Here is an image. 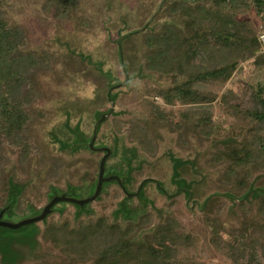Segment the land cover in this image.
<instances>
[{"label":"rangeland","instance_id":"obj_1","mask_svg":"<svg viewBox=\"0 0 264 264\" xmlns=\"http://www.w3.org/2000/svg\"><path fill=\"white\" fill-rule=\"evenodd\" d=\"M164 1L81 0L78 11H74L63 20L43 11V3L32 4L25 1L21 4L27 7L26 11H18L14 16L17 22L22 24L23 33L25 32L26 51L34 56L44 55L48 65L45 67L43 64L37 69H23L24 83L17 90V94L20 95L28 93L27 108L34 121L29 131L31 138L28 150H33V153L22 152V146H14L15 134L7 135L8 130L0 129V205L1 208H5L15 198L17 202L15 210L18 214H21L28 200L44 208L52 194V190L48 191L50 189L48 182L55 184L61 189L60 191L64 190V193H75L80 199L93 192H89L88 189L96 181L95 178H98L99 182L100 161H103L107 154L98 155V158L80 148L86 146L85 140L91 138L97 112L108 110L111 106L106 98L108 88L125 79L118 41L122 36L138 31L122 41V51L131 74L133 88L131 91L124 89L118 94L117 113L119 114L101 126L99 136L110 146L106 150H111L112 154L114 149L111 144L120 141L121 145L123 143L128 146L134 145L142 151V155H145L147 163L141 172H135L131 176L130 188H138L141 181L148 177L161 182L163 190L153 181H148L143 186L142 203L147 207L153 222L158 223L164 216L170 215V218L180 222L178 234L189 235L187 245L190 247L185 245L186 247H180L177 252L180 264H241L237 254H229L227 251L226 240L230 238L229 232L239 228L243 223L244 211L237 205L238 199L235 201L225 195L227 185H223L220 181L221 168L217 163L210 162L211 157L206 160L209 151H214L219 141L215 136L205 142H201L200 137L194 134L183 136V132L178 131L181 128L179 113L191 104H183L180 101L170 104L157 92L167 90L169 82L162 79L159 74L156 75L158 71L154 69L150 57L155 50L152 44L165 28L172 26L181 28L178 25L180 16L167 12L168 4ZM185 1L187 4L193 3V0ZM199 2L207 7L215 6L214 0H199ZM225 12L227 14L231 9L226 7ZM255 15L251 13L239 16V20L258 37L259 41L261 37L264 43V12ZM81 19H84V24H80ZM263 53L264 46L261 45L260 49L254 50L247 60L240 63L231 80L225 82L223 86L211 82L205 86L206 89L218 96L226 89H234L242 94L244 101L249 105L264 101V66L257 67L254 63L256 57ZM232 58L237 60V54L234 53ZM148 74L152 76L148 77ZM8 93V84H0V97ZM149 102L155 103L164 110L175 112L174 129L177 130L170 132L171 128H161L160 136L158 137V134L153 136L155 147L151 152L149 142L141 141L144 140L141 129L139 134L135 131L137 123L141 125L144 122L142 128L153 126L149 120ZM215 102H212L215 109L213 121L217 125L222 124L219 130L222 136L220 141L227 142L223 136L228 133L233 138L240 139L239 123L245 122V119L241 116L230 118L219 105V101ZM67 122H70V125L65 126ZM3 125L7 127L5 123ZM151 129L150 131L153 132L154 128ZM142 130L146 133L145 129ZM63 132H66V135L71 132H75L77 136L80 134L78 143L75 139H70L69 147L63 149L59 139H64L66 136ZM152 132L150 134H153ZM138 136L141 139H138ZM221 147L225 148L224 145ZM71 148L80 150L75 152L71 151ZM168 150H172L182 158L200 157V169L209 173L205 182L191 183L193 196L189 199L188 194L177 193L180 186L171 180L173 167L166 157ZM51 156H60L58 159L60 163L64 159L63 165L66 168L63 169L61 178H58L57 174L48 180L49 166L37 168L36 163L53 162L55 158ZM109 160L112 165L123 162L122 152L115 160L114 157L108 159L107 156L106 165ZM59 167H57L58 172L61 171ZM109 168L110 165L105 168L106 176L119 175L116 173L117 169L110 168L109 171ZM29 169L31 175L28 176ZM187 176L188 181L193 179L192 173L188 172ZM126 177L128 179L130 175ZM253 183L264 185V174L255 173ZM166 192L176 195L168 198ZM141 196L137 198L141 199ZM124 197L121 191L115 190L113 195L103 200L104 202L99 199L81 213L79 205L64 201L57 205V215L55 214L54 217L58 218L63 214L72 222L78 223L87 219L94 211L97 215L105 209H111ZM137 198H134L133 208L141 204ZM171 200L174 201V205L170 204ZM195 200L199 201L201 206L204 204L205 208L203 210L193 208ZM78 213L81 217L77 219ZM211 222L218 223L221 228L213 227ZM152 226L153 223L150 227H144L139 237L150 234ZM217 237L223 242L218 248L214 245ZM42 247L45 259L36 264H43L49 260L47 245L44 242Z\"/></svg>","mask_w":264,"mask_h":264},{"label":"trees","instance_id":"obj_2","mask_svg":"<svg viewBox=\"0 0 264 264\" xmlns=\"http://www.w3.org/2000/svg\"><path fill=\"white\" fill-rule=\"evenodd\" d=\"M25 1L32 4L43 3V11L63 20L78 11L81 0H0V84L9 86V93L0 97V129L8 130L7 135L15 134L14 146H22V152L33 153V150H28L31 138L29 131L34 123L27 108L28 93L20 95L17 90L24 83L23 69H37L43 64L46 67L48 62L44 55L34 56L26 51L25 32L23 33L22 24L14 16L18 11H26L27 7L21 5ZM165 1L168 4L166 11L180 16L178 25L181 28H165L152 44L155 50L150 57L154 69L158 71L156 75L159 74L169 82L167 90L157 92L170 104L175 101L191 104L179 113L181 128L178 131L183 132V136L194 134L200 137L201 142L214 136L218 139L219 143L215 145L214 151H209L206 160L211 157L210 162L217 163L221 168L220 181L227 185L225 195L235 201L238 199L237 205L245 215L240 227L229 232L227 251L229 254H237L241 264H264V185L253 183L255 173L264 174V101L249 105L242 94L234 89H226L218 96L205 87L211 82L223 86L231 80L241 62L247 60L254 50L260 49L261 45L264 46L261 37L260 42L239 20V16L251 13L254 16L261 15L264 12V0H214L215 6L211 7L203 5L199 0H193L190 4L185 3V0ZM226 7L231 12L226 14ZM84 22V19L80 20V24ZM234 53L237 54V60L232 58ZM254 63L257 67L264 66V53L258 55ZM214 101H219L230 118L241 116L245 119V122L239 123L240 139L233 138L228 133L223 136L227 142L220 141L219 130L222 124L217 125L213 121ZM148 106L149 120L153 126L142 128L144 122L141 125L137 123L135 131L139 134L141 129L144 135V140L141 141L149 142L151 152L155 147L153 136L158 134L159 137L161 128H171L170 132L177 131L174 129L176 113L164 110L153 102H149ZM67 125L70 122L65 124ZM151 128H154L153 132L150 131ZM63 133L66 135V132ZM73 133L75 132L68 133L64 139L59 138L63 149L69 147L70 139L77 140L76 137H71ZM119 142L111 144L114 149L112 157L115 160L122 152L124 160L118 165L110 164L109 160L107 166L117 169L119 177L130 175L131 180L135 172L144 169L147 159L134 145H121ZM222 145L225 148L222 149ZM74 150L76 149L71 148V151ZM51 157L55 158L53 162H39L36 167L49 166L48 180L57 174L61 178L63 169L66 168L63 165L64 159L60 163V156ZM166 157L173 167L171 180L180 186V193L186 194L181 190L183 188L188 190L191 198V183L201 184L209 177L208 172L200 169V157L182 158L172 150L167 151ZM188 172L193 174L190 181ZM27 175H31L30 169ZM95 180L88 189L89 192H94L97 188L98 178ZM48 186L49 192L61 190L49 182ZM115 190L121 191L117 182L105 183L100 201L104 202ZM89 196L90 194L87 197ZM142 196L141 199L137 198L141 204L136 208L132 206L134 199L128 198L124 204L122 200L97 215L94 211L87 219L78 223L64 218H58L59 221L55 222L53 216L29 225L22 231L2 227L0 264H36L45 259L43 242L47 245L49 259L43 264H180L177 252L180 247L189 243V235L178 234L180 222L170 218V215L164 216L158 223L153 222L147 207L142 203ZM16 203L14 201L12 210L5 214V220L13 216L17 217L13 218L14 221H19L42 213V207L28 200L21 214H18L15 210ZM170 204L175 203L171 200ZM61 221L63 222L60 224ZM152 223L151 233L140 238L144 227H150ZM211 225L221 228L218 223L211 222ZM214 241L216 248L223 245L220 237Z\"/></svg>","mask_w":264,"mask_h":264},{"label":"flooded vegetation","instance_id":"obj_3","mask_svg":"<svg viewBox=\"0 0 264 264\" xmlns=\"http://www.w3.org/2000/svg\"><path fill=\"white\" fill-rule=\"evenodd\" d=\"M127 35V34H126ZM123 41V40H122ZM122 41H121V44H122ZM118 45H119V42H118ZM122 56H120V62H121V65H122V68H123V72H124V75H125V79L124 80H122L121 82H118L117 84H113V85H111L109 88H108V90H107V93H106V98H107V101H108V103L110 104L111 103V106H110V108L108 109V110H105V111H103V112H97V114H96V116L95 117H97V119H96V122H95V125H94V128H93V132H92V135H91V138L90 139H88V140H85L84 142H85V144H86V146L85 145H83V147H79L80 149H82L83 151H86L87 153H89V154H92V155H96L98 158H99V156L98 155H106L109 151L108 150H106V148H109L110 146H108L107 145V142H105L104 140H101V136H99V132H100V129H101V126L104 124H106V122L108 121V120H112L117 114H119V113H117L118 112V110H117V108H118V106H117V96H118V94L122 91V90H124V89H127V91H131L132 90V88H133V84L131 83V74H130V71L127 69V66H126V63H125V59H124V54H123V61H122V58H121ZM68 112V111H67ZM68 114H69V112H68ZM41 122V121H40ZM40 122H38V123H40ZM44 122V121H43ZM105 122V123H104ZM73 131H75L74 129H73ZM79 136H77L75 133H73L72 135H71V137H76L77 138V140L75 141L76 143H78V141H79V139H78V137H80V134H78ZM82 136V135H81ZM83 137V136H82ZM74 142V143H75ZM74 143H73V145H74ZM79 148H74V149H76V150H74L75 152H77L78 150H80ZM112 153L108 156V159H110L111 157H112ZM103 157V156H102ZM101 157V158H102ZM95 161H96V159H95ZM102 161V160H101ZM100 161V162H101ZM107 165L105 164V167H106ZM100 168H101V165H100ZM68 170H70L69 168H68ZM119 176V175H118ZM120 178H122L123 179V177H120ZM125 179V180H124ZM123 179V183H124V186H125V188H126V191L128 192V193H136L138 190H139V188H140V186L142 185V182L143 181H141V183H140V185H139V187L138 188H136V189H132V188H130L131 186H130V183H131V180H130V178H128L127 179V177L126 178H124ZM97 184H98V182H97ZM117 184L120 186V184H119V182H117ZM128 186V187H127ZM121 187V186H120ZM128 188V189H127ZM182 191H184V192H186V194H188L189 193V191L187 190H185L184 188L183 189H181ZM121 191H122V194H124L125 195V197H124V199H123V204L126 202V200L128 199V198H137V197H128L127 196V194H126V192L122 189V187H121ZM65 192V191H64ZM64 192L63 191H58V190H53L52 191V194L50 195V199H49V202L53 199V197H54V195L57 193L58 195H62V194H64ZM78 192V191H77ZM96 193V190L92 193V194H90L91 196H93L94 194ZM177 193H180V190L178 189V191H177ZM182 193V192H181ZM180 193V194H181ZM102 194V192L100 193V195ZM170 194V193H169ZM176 194V193H175ZM100 195L95 199V200H93V201H91V202H89V203H86L84 206H80L79 204H77V205H79V207H80V213L87 207V206H89L91 203H93V202H95V201H97L98 199H99V197H100ZM174 195V194H173ZM171 196H172V194H171ZM90 197V196H89ZM88 198V197H87ZM189 198V197H188ZM14 200H15V198H14ZM16 201V200H15ZM48 202V203H49ZM62 202H64V201H61V202H59V203H57L55 206H54V208H53V212L51 213V214H49L48 215V217L47 218H49V217H53V216H56L57 214V205L58 204H61ZM68 202H70V201H68ZM47 203V204H48ZM71 203H73V202H71ZM73 204H76V203H73ZM202 204L199 202V201H197V200H195L194 202H193V208H197L198 210H203L204 208H203V206H201ZM204 205V204H203ZM42 211H43V209H42ZM56 214V215H55ZM81 215V214H80ZM79 215V213L78 214H76V217H77V219L78 218H80L81 216ZM46 218V219H47ZM59 219L60 218H64V220H71L68 216H65V215H59V217H58ZM58 218H56V217H54L53 218V221H55V222H58L59 221V219ZM46 219H44V220H46ZM43 220V221H44ZM63 220V221H64ZM63 221H61L60 222V224L63 222ZM53 224V223H52Z\"/></svg>","mask_w":264,"mask_h":264},{"label":"water","instance_id":"obj_4","mask_svg":"<svg viewBox=\"0 0 264 264\" xmlns=\"http://www.w3.org/2000/svg\"><path fill=\"white\" fill-rule=\"evenodd\" d=\"M147 28V27H146ZM144 28V29H146ZM143 29V31H144ZM133 33H138L137 32H132L129 33L125 36H122L121 39H119V47H120V56H122V61H123V51H122V44L121 41L127 37L128 35H131ZM111 154V150H109V152L107 153V156H109ZM107 156L103 159V161H101V168H100V175H99V182L97 184V188H96V193L93 196H90L89 198H84V199H80L78 197H76L75 193L72 194L70 192H66L62 195H58L57 193L55 194V196L53 197V199L43 208V211L41 214L37 215V216H31V217H27V218H23L22 220L19 221H14L13 220V216H9V218H7L6 220L4 219L5 214L8 213L9 211L12 210L13 207V203H14V198L10 201V203L8 205L5 206V208H1L0 209V230L2 227L4 228H8V229H13V230H25L29 225L38 223L40 221H43L44 219H46L48 217L49 214H51L54 210V206L61 202V201H70L76 204H79L80 206H84L86 203H89L93 200H95L100 193L103 191L104 188V184L106 182H119L120 186L122 187V189L126 192L128 197H140L141 196V190L143 188L144 185H146L149 182L153 181L157 184V186L163 190L164 188L161 187L162 184L161 182L157 179H154L153 177H148L145 178L142 182V185L140 186L139 190L136 193H128L126 191V188L124 186L123 183V179L120 178L118 175H110V176H106L105 175V171H106V167H105V161ZM118 180V181H116ZM125 180V179H124ZM165 195L167 197H172L171 194H169L168 192L165 193Z\"/></svg>","mask_w":264,"mask_h":264}]
</instances>
